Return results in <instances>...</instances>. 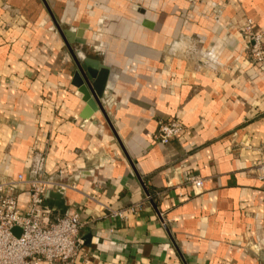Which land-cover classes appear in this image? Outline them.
<instances>
[{"label": "crops", "instance_id": "obj_1", "mask_svg": "<svg viewBox=\"0 0 264 264\" xmlns=\"http://www.w3.org/2000/svg\"><path fill=\"white\" fill-rule=\"evenodd\" d=\"M247 20L264 28V0H0V181L75 187L53 208L84 224L75 264H264V67ZM77 52L104 112L87 109ZM171 121L183 131L162 144Z\"/></svg>", "mask_w": 264, "mask_h": 264}, {"label": "built area", "instance_id": "obj_2", "mask_svg": "<svg viewBox=\"0 0 264 264\" xmlns=\"http://www.w3.org/2000/svg\"><path fill=\"white\" fill-rule=\"evenodd\" d=\"M196 4L200 0H187ZM243 33L249 38L250 54L254 64L264 67V28L255 32L252 20H247ZM183 131V125L171 121L161 126L157 140L168 144ZM260 179L264 180V162L256 166ZM188 183L197 191H202L205 180L190 176ZM29 187V202L22 209L18 202L20 186ZM75 188L41 177L26 180L23 175L16 179L0 181V264H75L84 254V242L80 232L84 226L79 215H55V210L47 205L48 192H66ZM138 208L126 211H113V217L128 218L136 214ZM19 228L21 234L13 230Z\"/></svg>", "mask_w": 264, "mask_h": 264}, {"label": "water", "instance_id": "obj_3", "mask_svg": "<svg viewBox=\"0 0 264 264\" xmlns=\"http://www.w3.org/2000/svg\"><path fill=\"white\" fill-rule=\"evenodd\" d=\"M59 32L61 33V35L63 36V38H71V33L69 31H62L61 28H59ZM66 40V39H65ZM68 47H70L68 45ZM73 53V52H72ZM80 52H77V55L75 53V58L76 56L78 58H80L81 56ZM76 62H77V67L78 70L80 72V76L82 77L81 79V83L84 85V89L85 91L83 92L85 94V98L84 100H86L89 103V107L87 108L90 110V112H92L93 110L97 111H101L104 112L103 110V106H102V102L101 99L103 98V89L102 86H99L98 82L95 83V81L97 80V76L96 74L90 70L87 71L85 69V67L80 63V61L76 58ZM93 107V108H92ZM89 112V113H90ZM62 193L61 192H48L46 194V198L45 201L47 203V205H49L52 208H59L60 210L63 209L64 206V199L62 198ZM53 199L58 200L60 202V204H54ZM63 204V205H62ZM13 232L15 233V235L19 236L21 234V230L19 228H15L13 230Z\"/></svg>", "mask_w": 264, "mask_h": 264}]
</instances>
